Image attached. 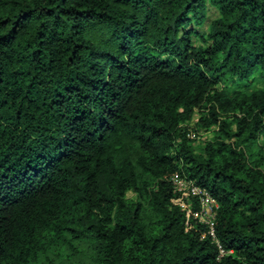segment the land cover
Listing matches in <instances>:
<instances>
[{"label":"trees","instance_id":"obj_1","mask_svg":"<svg viewBox=\"0 0 264 264\" xmlns=\"http://www.w3.org/2000/svg\"><path fill=\"white\" fill-rule=\"evenodd\" d=\"M257 77L264 0H0V264H264Z\"/></svg>","mask_w":264,"mask_h":264},{"label":"built area","instance_id":"obj_2","mask_svg":"<svg viewBox=\"0 0 264 264\" xmlns=\"http://www.w3.org/2000/svg\"><path fill=\"white\" fill-rule=\"evenodd\" d=\"M171 180L175 190L183 196L181 208L187 212L188 216L191 214L194 205L193 198H197L199 208L194 211L193 215L199 222L208 226V234L217 242L221 254H225L226 251L216 235V217L220 208L219 200L207 188L198 185L185 174L176 172L171 176Z\"/></svg>","mask_w":264,"mask_h":264},{"label":"rangeland","instance_id":"obj_3","mask_svg":"<svg viewBox=\"0 0 264 264\" xmlns=\"http://www.w3.org/2000/svg\"><path fill=\"white\" fill-rule=\"evenodd\" d=\"M219 15V12L217 10L216 7L212 6L210 3L208 4V18L207 21L202 24L197 26V28L200 30V32H208L209 30V24L211 22L212 19H214L215 17H217ZM195 38V42H200V40L197 37ZM264 87V78L263 77H257L252 83L251 86H245L244 89L245 90H252L254 88H261ZM238 86L234 85L232 86V90L237 89ZM199 118V112H195L193 115V118L191 119L190 122H188V128L190 129L189 132V136L192 137L194 139V147L195 149L198 151L199 149H201V147L204 145V142L211 137L212 133L211 131H206L204 129H199V130H195V125L196 122ZM127 196L129 198H133L135 196L134 192L132 190H129L127 192ZM89 248H84L83 251L80 253V257L82 260L84 261H88L89 260ZM74 260H76L77 255L74 256ZM65 262V261H64ZM63 264V262H62Z\"/></svg>","mask_w":264,"mask_h":264}]
</instances>
